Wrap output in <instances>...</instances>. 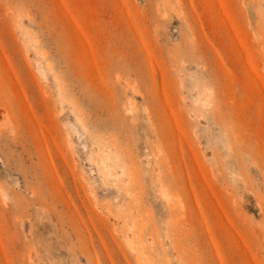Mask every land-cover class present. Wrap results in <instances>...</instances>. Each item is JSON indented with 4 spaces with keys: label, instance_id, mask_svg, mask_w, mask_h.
I'll return each mask as SVG.
<instances>
[{
    "label": "rangeland",
    "instance_id": "obj_1",
    "mask_svg": "<svg viewBox=\"0 0 264 264\" xmlns=\"http://www.w3.org/2000/svg\"><path fill=\"white\" fill-rule=\"evenodd\" d=\"M0 264H264V0H0Z\"/></svg>",
    "mask_w": 264,
    "mask_h": 264
}]
</instances>
